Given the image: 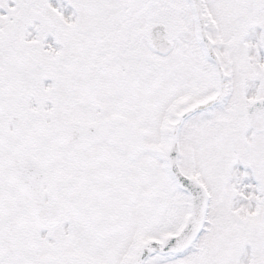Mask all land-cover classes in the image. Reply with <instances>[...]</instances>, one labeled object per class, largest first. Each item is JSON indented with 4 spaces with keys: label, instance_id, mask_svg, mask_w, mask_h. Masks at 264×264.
Wrapping results in <instances>:
<instances>
[{
    "label": "snow or ice",
    "instance_id": "6c2138e0",
    "mask_svg": "<svg viewBox=\"0 0 264 264\" xmlns=\"http://www.w3.org/2000/svg\"><path fill=\"white\" fill-rule=\"evenodd\" d=\"M0 264H264V0H0Z\"/></svg>",
    "mask_w": 264,
    "mask_h": 264
}]
</instances>
